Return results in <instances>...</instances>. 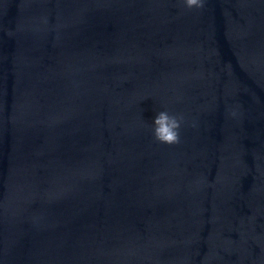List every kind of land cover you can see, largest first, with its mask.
Here are the masks:
<instances>
[{"label": "water", "instance_id": "95a60500", "mask_svg": "<svg viewBox=\"0 0 264 264\" xmlns=\"http://www.w3.org/2000/svg\"><path fill=\"white\" fill-rule=\"evenodd\" d=\"M0 264H264V0H0Z\"/></svg>", "mask_w": 264, "mask_h": 264}, {"label": "clouds", "instance_id": "9594fccd", "mask_svg": "<svg viewBox=\"0 0 264 264\" xmlns=\"http://www.w3.org/2000/svg\"><path fill=\"white\" fill-rule=\"evenodd\" d=\"M187 9H200L204 6V0H182ZM182 117L169 114L168 111L158 112L153 120V136L162 144L173 145L180 142L179 129Z\"/></svg>", "mask_w": 264, "mask_h": 264}]
</instances>
